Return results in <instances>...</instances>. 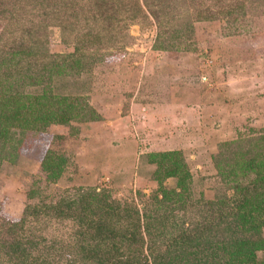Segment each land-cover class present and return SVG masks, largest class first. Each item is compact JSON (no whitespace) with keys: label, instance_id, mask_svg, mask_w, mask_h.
<instances>
[{"label":"rangeland","instance_id":"1","mask_svg":"<svg viewBox=\"0 0 264 264\" xmlns=\"http://www.w3.org/2000/svg\"><path fill=\"white\" fill-rule=\"evenodd\" d=\"M16 2L0 6V51L34 47L49 64L56 59L51 53L82 57L73 69L66 58L70 72L24 91L40 93L52 81L51 92L71 94L96 118L10 133L0 152V256L22 234L30 236L42 206L62 199L81 205L90 191L115 201L106 217L113 232L134 222L142 243L125 252L142 258L170 252L172 231L198 219L199 199L236 204L214 156L243 135L251 138L246 148L264 140V0H47L44 10L37 0ZM170 150L184 162L198 203L189 208L187 199L157 224L145 218L160 173L149 155ZM60 158L62 172L53 180L44 162ZM239 158L229 155L228 170ZM175 183V177L162 181ZM50 215L39 232L47 264H100L78 247L86 224L77 225L76 213ZM256 256L264 264V248Z\"/></svg>","mask_w":264,"mask_h":264},{"label":"trees","instance_id":"2","mask_svg":"<svg viewBox=\"0 0 264 264\" xmlns=\"http://www.w3.org/2000/svg\"><path fill=\"white\" fill-rule=\"evenodd\" d=\"M16 1L11 0L8 6H18ZM37 1L40 4L39 9L44 10L47 0ZM2 5L4 0H0V6ZM3 8H0L1 12ZM6 10L11 12L14 7H7ZM38 52L34 47L21 48L18 51H0V152L10 140L9 135L14 129L24 134L28 130L45 131L51 123L70 124L74 120L96 118L90 110V116L93 117L86 116L84 110L78 106L77 98L71 94L51 92L49 86L52 81L46 86L40 85V93L24 91L25 85L42 84L45 77L49 81L55 75L68 72L69 68L73 69L82 58L81 55L75 56V53H51L49 56L54 55L56 59L49 64L44 62L45 57ZM68 57L71 61L69 68L65 63ZM45 89L52 94L48 95ZM250 140L251 138L243 135L236 139V142L225 143L226 150L219 151V154L214 156L215 166L220 171L222 181L235 189V197H229V200L236 204L225 205L226 202L210 200L203 203L204 199H199L202 208L198 219L192 226L172 231L173 238L169 237L170 252L164 250L166 253L160 254L157 251L153 256L145 255L143 258L138 254L128 256L125 250L128 252L130 245L142 243L143 237H136L139 235H136L138 228L133 227L132 222L125 232H113L115 225L112 229L110 220L106 217L115 209L112 207L115 201L105 193L90 191L83 197L81 205L76 201L70 204L68 200L62 199L42 206L44 210L34 214L42 217L35 218L36 225L31 228L30 236L22 234L19 240L9 245L8 251L3 252L0 259L6 263L15 260L16 264H47L46 246L41 248L40 243L42 234L39 232L43 230L41 227H44L41 226L44 223L42 218L45 214H52L50 216L58 219H69L76 213L77 225L81 222L86 224L85 235L78 247L84 251V255L95 256L100 264H259L256 251L264 248L260 237L261 225L264 223V140L260 138L259 142L257 139V145L246 148V142ZM233 143L235 149L231 147ZM230 154H240L242 158L236 160L228 170ZM245 155L248 156L244 157ZM149 159L155 161L156 170L160 173L154 177L158 187L150 196L154 209L151 215H145L147 220L151 219L159 224L169 217L174 209L182 208L187 199L190 201L189 208L198 203V200H194L189 194L190 179L189 173L184 170V162L175 157L174 151L153 152L150 153ZM63 165V159L60 158L49 163L45 161L44 166L48 168L43 165L42 167L48 170L49 178L56 180ZM164 177H175L174 187L169 188L162 184ZM92 203H96L93 208L90 207ZM148 226L146 223L145 228L150 235ZM192 230L195 232L190 234ZM77 231H71V234L74 236ZM112 238L118 240L110 243ZM72 241L73 239L69 241V245ZM120 256L125 258L121 259Z\"/></svg>","mask_w":264,"mask_h":264}]
</instances>
